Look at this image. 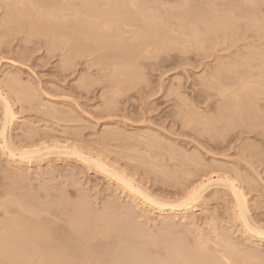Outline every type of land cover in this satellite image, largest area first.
Returning <instances> with one entry per match:
<instances>
[{"label": "rangeland", "instance_id": "rangeland-1", "mask_svg": "<svg viewBox=\"0 0 264 264\" xmlns=\"http://www.w3.org/2000/svg\"><path fill=\"white\" fill-rule=\"evenodd\" d=\"M33 1L37 4L31 0L34 6L30 2L29 11L25 0H0V94L5 99L0 100V131L4 133L0 137V228L21 211L26 218L38 215L65 229L68 226L64 218L71 216L78 200L84 198V205L92 213L105 212L124 231L121 236L125 237L127 247H100L101 250L125 255L126 250H133L128 247L130 244L137 246L139 241L141 245L149 238L155 241L157 236L163 239L156 243L166 246V242L170 243L165 239L168 235L172 241L184 239L181 242L190 249L198 250L200 243L207 255L224 262V255L240 254L249 264H264V236L259 239L256 235L264 230V0H134L137 8L144 5L140 7L146 11L149 8L147 13L162 16V22L166 15L174 18L164 22L169 25L163 24L168 37L162 45L167 49L160 51L165 47L160 46L159 50L154 41H149L147 45L153 43V47H142L138 62L134 59L135 65L129 64L132 71L129 67L123 70V63L115 60L109 49L99 48L101 51L93 53L96 46L92 44L87 43L84 49L92 45V52L86 50L82 55L80 51L73 53L77 57L73 56L69 45L72 39H64L60 33L58 37L57 32L51 34L57 39H52L37 27L36 17L45 16L55 0H39L44 2L41 10L42 4ZM49 1L52 7H48ZM95 1L98 6L92 5L100 9L113 0ZM57 2L53 8L62 12L70 7L85 12L88 7L80 3L82 0ZM35 4L39 7L35 8ZM91 6L87 11H92ZM68 9L64 14L70 18ZM25 10L29 12L25 14ZM214 11L219 18L229 11L227 15L236 19L228 23L235 26L221 20L215 26ZM21 14L29 17L22 16L25 21L21 22ZM183 16L188 23L182 22ZM209 30L215 32L214 37ZM199 34L203 36L201 41ZM127 39L133 37L128 35ZM62 40L69 41L65 44ZM144 49L152 50V58ZM21 92L34 98L22 97L23 100ZM5 101L13 109L11 123L2 117ZM248 118H255L254 122ZM29 150H34L31 156ZM21 151H29L27 157ZM99 160L108 164L112 173L115 170L124 179L132 180L134 187L155 201L175 203V207L165 206L161 210L157 205L145 204L110 172L102 171V167L100 171L95 162ZM232 185L246 195V228L238 214L240 201L234 196ZM195 189L200 192L196 193L198 198L193 193ZM190 193L196 200L192 196L193 201L187 206L185 199ZM22 197L26 201L21 202ZM12 198L22 206H15ZM31 206L34 210L25 211ZM59 212L60 216L52 215ZM139 245L133 251L139 261H160L163 245L156 247L158 254L145 252ZM229 247L233 253L238 250L242 254L237 251L231 255ZM75 248L82 252L83 247ZM218 254L221 257H216ZM237 255L234 259L241 262L239 258L244 256Z\"/></svg>", "mask_w": 264, "mask_h": 264}, {"label": "bare ground", "instance_id": "bare-ground-1", "mask_svg": "<svg viewBox=\"0 0 264 264\" xmlns=\"http://www.w3.org/2000/svg\"><path fill=\"white\" fill-rule=\"evenodd\" d=\"M21 1H23L24 2V0H21ZM25 1H27L26 3H27V5L26 4H24V8H25V5H26V7L27 6H29L27 9H29L30 8V10L29 11H31V4H32V2H34V3H36L37 4V2H35V1H33L32 0V2H31V0H25ZM38 1V4L40 5V4H42V5H40V7L39 6H37L36 4H35V8H36V6L37 7H39V9L41 8V6H43V3H42V1L40 2L39 0H37ZM47 1V0H46ZM80 1V0H79ZM83 2H80V3H82V5H83V3H86V4H84V5H86V6H91L93 3H95L96 1L95 0H82ZM90 1H92L93 3H91L90 5H89V2ZM95 1V2H94ZM98 2H100L99 0H97ZM105 1H107V0H105ZM105 1H104V3H105ZM17 2V1H16ZM20 2V1H19ZM30 2H31V4H30ZM40 2V3H39ZM64 2V1H63ZM76 2H78V1H76ZM110 2H111V0H110ZM138 2V1H137ZM254 2V1H253ZM259 2V1H258ZM20 3H22V2H20ZM33 3V4H34ZM48 3V4H47ZM46 4L48 5V7L50 6V7H52L51 5H49V3H50V1L49 2H47ZM53 3H55V5L57 6L58 4H56V3H58L57 2V0H55V2H53L52 1V4ZM72 3V2H71ZM108 3H109V1H108ZM107 3V4H108ZM22 4V5H23ZM32 4V5H33ZM62 4V3H61ZM65 4V3H64ZM78 4V3H77ZM99 5H100V3H98ZM106 4V5H107ZM142 4V3H141ZM262 4V3H261ZM18 5L21 7V5L18 3ZM54 5V6H55ZM63 5V4H62ZM94 5H96V3L94 4ZM94 5H92L90 8L92 9V11L90 10V8H89V10L90 11H87L88 10V7H87V10L84 12V10H80V9H74V8H72V7H70L69 9L68 8H66V9H68V11H70L71 12V14H69L71 17L69 18L66 14H64V12L66 11V9L65 10H63L64 12H62V10L60 9V11L59 10H55V9H57V8H49L50 9V11L49 12H47V14L45 13V11H44V15L45 16H43V14H41V13H39V14H41L40 16H38V17H36V22H37V27L39 26L40 28H39V30L41 31V32H46V34H55L56 32H57V34L56 35H58V37H59V34L58 33H60V34H63L64 36V39H66V37H69L70 39H72L73 40V42H71V43H69V45H71V53H72V55L74 56L76 53L77 54H79V53H83V51H84V49H85V47H88V46H85L87 43L88 44H92V45H95L96 46V48L94 49V51H93V53L94 52H98V50H100V49H109L110 51H111V53H110V55L113 57H115V60L116 59H118L119 61H121V63H123L122 65L124 66H122L123 68V70L125 69V67H129L130 65L129 64H133V65H135L134 64V62H135V60H136V63L138 62V59H139V57L141 56V54L140 53H143V52H141V50H143L142 49V47H145V48H147V46H149L150 48H151V46H152V44H151V46L150 45H147V44H150L149 43V41H151L152 40V42L154 41L155 42V45L154 46H158L159 47V50H160V46H162V48H164L165 47V49H161L160 51H162V50H166L167 49V47L165 46V45H162L163 44V41H165L166 40V37H168V36H166V34H168V29H166V26L167 25H169V24H165L164 22H167V19H169V18H171V17H173L174 18V16H167L166 15V17H164V22H162L161 21V19L163 18L162 16L161 17H157L156 16V14H153L152 12L150 13H147L148 12V9H147V11L145 10L146 8H141L142 6L144 7V5H140L138 8H137V6H138V4L136 5V3H135V1L134 0H129L128 1V3L127 2H125V1H121V0H119V1H117V0H113L110 4H108L107 6H105L104 4L102 5L103 6V8H104V10H103V8H102V6L100 7V9H98L99 7H95ZM146 5V4H145ZM259 5V4H258ZM31 6V7H30ZM34 6V5H33ZM46 6V5H45ZM61 6V5H60ZM65 6V5H64ZM69 6H71V5H69ZM68 6V7H69ZM96 6H98V5H96ZM17 7V6H16ZM47 7V6H46ZM65 7H67V5L65 6ZM79 8L80 7H82L81 5H79L78 6ZM95 7V8H94ZM256 7V6H255ZM11 8V7H10ZM10 8H8L9 9V12H11L10 11ZM15 8V7H14ZM24 8H23V10H24ZM62 8V7H61ZM83 9L85 8L86 9V7H82ZM97 8V9H96ZM216 8V7H215ZM257 8V7H256ZM17 9V8H16ZM22 9V8H21ZM33 9V8H32ZM49 9H47V10H49ZM52 9V10H51ZM54 9V10H53ZM13 10V9H12ZM23 10H22V14H23ZM41 10V9H40ZM43 10V9H42ZM216 10V9H215ZM218 10V9H217ZM234 10V9H233ZM20 11V10H19ZM26 11L27 10H25V14H27L26 13ZM29 11H27V12H29ZM37 11V10H36ZM68 11H67V13H68ZM135 11V12H134ZM150 11V10H149ZM229 11H230V9H229ZM228 11V12H229ZM232 11V10H231ZM17 12V11H16ZM41 12H43V11H41ZM215 12V14L217 13V17H216V20L214 19V17H213V19L215 20H213V19H210V20H213V24H215V26H217L218 27V25H216V24H218L219 22H217V23H215L216 21H226V25H227V23L229 22H231L232 20L231 19H233V21H235L234 19H236V17H234V16H229V15H227L228 14V12H226L224 15L225 16H222L223 17V19H221V18H219L220 16H218V12L217 11H214ZM214 12H212V14H213V16H214ZM232 12H234V11H232ZM12 13V12H11ZM20 13V12H19ZM231 13V12H230ZM235 13V12H234ZM20 15V17H22V16H24V18L26 17V15L24 14V15ZM30 14H31V12H30ZM37 14V13H36ZM233 14V13H232ZM12 16H13V14H11ZM10 15V16H11ZM15 15V14H14ZM16 15H18V14H16ZM32 15V14H31ZM30 15V16H31ZM173 15V14H172ZM229 16V17H227V16ZM246 15V14H245ZM165 16V15H164ZM27 17H29L28 15H27ZM27 17H26V19H27ZM31 17H33V16H31ZM30 17V18H31ZM183 17L185 18V19H183ZM182 18H181V20H182V22H184V24H185V22H187L186 21V16H183ZM231 17V18H230ZM92 18L94 19V20H92ZM219 18V19H218ZM29 19V18H28ZM241 19V18H240ZM12 20V19H11ZM22 20H24L25 21V19H23V17L21 18V22H22ZM183 20H185V21H183ZM17 21V20H16ZM27 21V20H26ZM220 21V22H221ZM244 21H245V19H244ZM14 22V21H13ZM30 22V21H29ZM20 23V22H19ZM168 23V22H167ZM188 23V22H187ZM223 23V22H222ZM228 23V25H230V26H235V25H232L233 23H231V24H229ZM240 23V22H239ZM238 23V24H239ZM241 23H242V25H243V21H241ZM257 23V22H256ZM18 24V23H17ZM32 25H33V23H31ZM135 24H137V26L135 25ZM162 24V26H160ZM163 24H165L166 26H165V28H163ZM180 24H182L181 22H180ZM224 24V23H223ZM222 24V25H223ZM236 24H237V21H236ZM246 24H248V22H246L245 23V25ZM29 25V24H28ZM35 25H36V23H35ZM189 25V24H188ZM21 26V25H20ZM27 26V25H26ZM180 26V25H179ZM185 26V25H184ZM214 25H212V27L214 28L215 27ZM19 27V26H18ZM23 27V26H22ZM25 27V26H24ZM211 27V28H212ZM228 27V26H227ZM87 30H86V29ZM180 28H181V26H180ZM223 28V27H222ZM221 28V29H222ZM226 28V27H225ZM261 28V27H260ZM32 29V28H31ZM196 29V28H195ZM210 29V28H209ZM217 29H219V28H217ZM230 29H231V27H230ZM35 30V29H34ZM38 30V33H40V31ZM211 30V29H210ZM210 30H209V32L208 33H211L214 29H212V31L210 32ZM223 30H225V29H223ZM229 30V29H228ZM32 31V30H31ZM113 31V32H112ZM193 32H195L194 31V28H193V30H192ZM205 31V30H204ZM105 32H107V35L105 34ZM200 32V31H199ZM198 32V33H199ZM206 33H207V30L205 31ZM221 32V31H220ZM219 32V33H220ZM223 32V31H222ZM197 33V32H196ZM216 33H218V31L216 32ZM43 34V33H42ZM203 34V33H202ZM202 34H199L200 35V41H201V38L203 37H201V35ZM215 35V32H212V36L214 37V35ZM128 35H130L131 37H133V39L132 40H129V39H127L128 38ZM52 36H54V38L56 37L55 35H51V37ZM193 37L194 36H196V34L194 33L193 35H192ZM218 36V35H217ZM61 37V36H60ZM62 37V38H63ZM198 37V39H199V36H197ZM207 37V36H206ZM216 37V36H215ZM220 37V36H219ZM172 38V37H171ZM192 38V37H191ZM190 38V39H191ZM195 38V37H194ZM52 39H53V37H52ZM51 39V40H52ZM56 39H57V37H56ZM55 39V40H56ZM61 39V38H60ZM63 39V40H64ZM68 39V38H67ZM126 39V40H125ZM131 39V38H130ZM193 39V38H192ZM205 38H203V40H204ZM209 39V38H208ZM211 39V38H210ZM62 40V41H63ZM113 40V41H112ZM114 40H118V41H116V42H118V43H120V45H116L115 44V42H114ZM158 42H157V41ZM194 40V39H193ZM214 40H216V38L214 39ZM54 41V40H53ZM57 41V40H56ZM69 40H67L66 42L65 41H63V42H65V44L68 42ZM138 42V45H135L134 44V42ZM167 41V40H166ZM180 41V40H179ZM179 41H177V42H179ZM199 40H197V42H198ZM210 41V40H209ZM91 42V43H90ZM148 42V43H147ZM157 42V43H156ZM176 42V43H177ZM60 43V42H59ZM165 44H167L166 42H164ZM204 44H206V43H208V42H203ZM203 43L201 44V45H203ZM211 43V42H210ZM92 45H90L91 47V51H90V48L87 50V48H86V50H87V53H89V52H92V48H94V46L92 47ZM145 45V46H144ZM153 47V46H152ZM100 48V49H99ZM156 48V47H155ZM85 50V51H86ZM96 50V51H95ZM109 50H107V51H109ZM145 50V54H149V58H152V57H150V55H151V51H149V50H146V49H144ZM156 50V49H155ZM158 50V49H157ZM81 51V52H80ZM85 51H84V53H85ZM101 51V50H100ZM104 51V50H103ZM159 51V52H160ZM156 52H158V51H156ZM73 53H75V54H73ZM84 53L82 54V55H84ZM101 53H103V52H101ZM106 53H108V52H106ZM112 53H113V55H112ZM152 53H154V51L152 52ZM86 54V53H85ZM104 54V53H103ZM139 54H140V56H139ZM158 55V54H157ZM76 56V55H75ZM78 56V55H77ZM76 56V57H77ZM80 56V55H79ZM137 56H139V57H137ZM152 56V55H151ZM153 56H154V54H153ZM72 57V56H71ZM144 57H147V56H144ZM136 58H138V59H136ZM105 59H106V57H105ZM135 59V60H134ZM142 58H140V60H141ZM108 60V59H107ZM134 60V62H132ZM114 62V61H113ZM117 63V62H116ZM119 63V62H118ZM101 64V63H100ZM120 64V63H119ZM132 65V66H133ZM116 66H117V64H116ZM119 67V66H118ZM135 67V66H134ZM121 68V67H120ZM132 67H129V69H131ZM121 69V70H122ZM127 69V68H126ZM123 70L121 71V75L123 74L122 72H123ZM120 71V70H119ZM118 71V72H119ZM126 71V70H125ZM125 71H124V73H125ZM128 71V70H127ZM130 71H132V69L130 70ZM126 73H131V72H126ZM132 74V73H131ZM125 76H127L126 74H125ZM128 76H130L129 74H128ZM10 78V77H9ZM9 80V79H8ZM8 82V81H7ZM14 84V83H13ZM7 86H8V84H7ZM23 88V87H22ZM26 89V88H25ZM24 89V90H25ZM21 91V90H20ZM23 93H24V91H22ZM21 92V94H23ZM28 92V91H27ZM27 92H26V95H21V98L23 97V98H30L31 97V95H30V97L27 95ZM20 94V93H19ZM0 96H1V94H0ZM28 96V97H27ZM33 97V96H32ZM32 97H31V99H32ZM22 98V99H23ZM34 98V97H33ZM5 100V99H4ZM4 100H1V101H4ZM24 100V99H23ZM27 99H25V101H26ZM30 99H28L27 101H29ZM34 100V99H33ZM29 103V102H28ZM10 104V103H9ZM2 105V104H1ZM13 110V109H12ZM12 110H11V107L8 105V103H6V104H4V116L2 115V117H4L5 119H6V121L8 122V121H10L11 120V118H12V116H13V113H12ZM248 110V109H247ZM245 115V114H244ZM3 118V119H4ZM196 118V117H195ZM2 119V120H3ZM194 119V118H193ZM255 119V118H254ZM253 119V120H254ZM192 120V119H191ZM235 120V119H234ZM241 120V119H240ZM239 120V121H240ZM243 120V119H242ZM242 120L240 121V122H242ZM248 120H252V118H248ZM252 120V122H254ZM12 121V120H11ZM11 121H10V123H11ZM193 121H195V120H193ZM238 120H237V123L239 122ZM6 122V123H7ZM245 121H243L242 123H244ZM250 123H252L251 121H249ZM248 122V123H249ZM194 123H196V122H194ZM242 123H240V124H242ZM245 124V123H244ZM253 124V123H252ZM7 125V124H6ZM236 125V124H235ZM195 126H196V124H195ZM2 129V128H1ZM0 129V130H1ZM146 139V138H145ZM157 139V138H156ZM155 140V139H154ZM158 140V139H157ZM147 142V141H146ZM149 144V143H148ZM152 144H153V142H152ZM2 145V144H1ZM148 147H150V146H148ZM3 148H5L4 146H3ZM7 149V148H6ZM10 149H9V147H8V151H9ZM30 152H31V154H30V156L32 155V151H34V150H29ZM29 151H27V153H29ZM36 151V150H35ZM23 152H25V151H23ZM37 152H39V151H37ZM9 153V152H8ZM17 153H19L18 151H17ZM20 153H22V151L20 152ZM27 153L25 154V153H22L21 155L22 156H24L23 154H25V156L27 155ZM68 153V152H67ZM69 153H71V152H69ZM80 153V152H79ZM78 153V151L76 152V154L77 155H79V156H81L80 154ZM9 154H12L11 155V158H12V156H13V153L10 151V153ZM7 155V156H10V155ZM14 154H15V151H14ZM36 154H38V153H36ZM73 154V153H72ZM20 155V154H19ZM35 155V154H34ZM21 156V157H22ZM78 156V157H79ZM185 156V155H184ZM184 156H183V158H184ZM20 157V156H19ZM27 157V156H26ZM29 157V156H28ZM80 158V157H79ZM83 158V157H82ZM21 159V158H20ZM23 159V158H22ZM24 159H25V157H24ZM30 159H31V157H30ZM84 159V158H83ZM82 159V160H83ZM187 159H189L188 157H187ZM186 159V160H187ZM191 159V158H190ZM189 159V160H190ZM15 160V159H14ZM26 160H27V158H26ZM88 161H90V160H88ZM96 162V164L98 165V167H99V169H100V171L102 170V171H105V172H110V174H112V177L113 178H117L116 180H118V182H122L123 183V185L126 187V189L128 188L130 191H131V193H134V194H136V195H138L139 197H140V199H143V201H145V204H147V203H149V204H151V205H163V206H159V208H161V210H162V208H164L165 206V208L167 209V207L169 206L171 209L173 208V207H175L174 206V204L175 203H171V204H161L162 202H157V201H155L153 198H151L152 196H147L148 194L147 193H145L142 189V191L139 189V187L137 188V187H134L133 186V184H132V180H131V182L127 179V177L124 179V176L122 177L120 174L118 175L117 174V172L114 170V172L112 173L111 172V168L109 169L108 168V164H104V162L102 163V160L100 161H95ZM144 163V162H143ZM144 165H145V163H144ZM101 167H102V169H101ZM108 169H109V171H108ZM112 170H113V168H112ZM117 174V175H116ZM107 175H108V173H107ZM110 176V175H109ZM13 177V176H12ZM16 177H14V179H15ZM127 179V180H126ZM17 180V179H16ZM210 180V179H209ZM225 182V181H224ZM234 182V181H233ZM121 183V184H122ZM230 183V182H229ZM16 184H18V183H16ZM200 184V183H199ZM202 184H203V182H202ZM201 185V184H200ZM204 185H205V183H204ZM199 186V185H198ZM229 186V185H228ZM234 185H232V192H233V194H234V196L236 197V199H237V201L239 202L240 201V204H239V209H240V212H238V214L240 213L242 216L241 217H243V219H242V221H244L243 223L245 224V228H246V226H248L249 224H248V222L245 220V216H243V213H244V209H246L245 208V206H247V205H245V203H246V198H245V196L246 195H244V193L243 192H239L238 190H239V188H237V187H233ZM201 187V186H200ZM200 187L198 188V189H200ZM202 187H204L203 185H202ZM201 187V188H202ZM124 188V187H123ZM133 188H135L136 189V191H133L132 189ZM241 189L242 188H240V191H241ZM196 190V189H195ZM194 190V191H195ZM202 190H204V189H202ZM193 191V193H194V195H196V197H197V192H198V190H196V192H194ZM229 191H231V190H229ZM203 192V191H202ZM231 193V192H230ZM198 194H200V192H198ZM193 194H191L190 193V195H188V196H190L191 198H192V196L194 197V200H196V197L194 196ZM82 196V195H81ZM80 196V197H81ZM134 197H135V195H134ZM145 197H147V198H145ZM190 197H188V198H186L185 200H186V203H182V204H186L187 206H188V204H190V201H193V198H192V200H191V198ZM198 197H200V195H198ZM197 197V198H198ZM18 199L17 200H19V197H17ZM21 198V197H20ZM14 198H12V200H13ZM22 199H23V197H22ZM80 199V198H79ZM138 199V198H137ZM21 200V199H20ZM32 200V199H31ZM31 200H27V201H29L30 202V204L29 205H34V202H32ZM85 201V199L84 198H81L80 200H78V202L80 203V201H81V203L83 204V205H80L79 203H78V205H77V203H76V208H77V206H78V208L75 210V207H74V209H73V212L74 213H72L71 214V216H65L64 214H62V216L63 217H66V218H64L65 220L64 221H66L67 223V225L66 226H68V227H64L65 229H63V226H61V228L59 227V225H57L58 223L55 221V223L54 222H52L53 220H49V219H45L44 220V218L43 217H39L38 215L36 216L35 214L37 213H39V212H35V211H33V212H35V214H34V216H36V217H34L33 218V215H31V216H29V215H26L27 217L29 216V218H26V217H24L25 216V214L23 215V213H21V211H19L20 212V215L19 214H15V216L13 217V218H11V219H9L8 221H6V223L4 222V224L3 225H1V228H0V264H243L242 263V261H243V258L246 260V258H245V256L244 255H241V256H244V257H241L240 256V254H238L239 255V257H241V258H239L240 260H241V262H239V260L237 261V260H235L234 259V257H236V255L234 256V254H235V252H237V251H234V253H233V248H235L233 245H230V246H232L233 248H232V250H231V248L229 247V249L231 250V252H232V254L229 252L230 250L228 249H226L231 255H233L234 257H229V256H226V255H224L223 257L224 258H226L227 260L224 262L221 258L220 259H216L215 257L214 258H212V256H214V255H212V256H209V255H207L206 254V252L205 251H203L204 249L202 248L201 249V244L199 243V245H200V247L198 246V250L196 249V245L194 246L193 244L194 243H192V245L195 247L194 249L193 248H188L187 247V245H185L186 243L185 242H183L184 241V239H179L178 241L177 240H175V238H174V240L172 241V238H171V240H170V238L168 237L167 238V236L168 235H166L165 237V239H167L168 240V242H170V243H167L166 242V246H165V244L163 245V244H161V242H159V244L158 243H156V242H158L157 240H159V241H161L160 239H163V238H160V237H158L157 235V238L158 239H156L155 238V241H151V240H149V239H147L146 241L144 240V241H142L141 242V245H139V241L137 242V244L139 245V247L141 246V247H144L145 248V252L147 251L148 253H154V252H156L157 250L156 249H158V251H159V248L160 247H162V245L165 247V248H162V250H160L159 251V254L160 255H163V256H161L160 257V255H159V257L161 258H159L160 259V261H157V262H155V263H153V262H146L145 263V260H142V261H139L140 260V258H138V257H136L137 255H135L136 253V251L135 252H133L134 251V247L136 246L133 242V246H128V247H132L133 248V250L132 249H130V250H126V251H128V253L126 252V254L124 255V254H120V253H117V252H115L114 250H111V251H105V250H101L100 249V247H117V248H119V247H125L127 244H126V240H124V238L125 237H122L121 235H122V233L121 232H124V231H120V229L122 228V227H120V229L117 227V224H116V222H115V220L114 219H112V218H110L109 216H106V214H104L105 212H103V213H101V214H94V212L92 213L91 211H90V207L89 206H87V205H84V203H87V201H85V202H83V201ZM187 200H189V202L187 201ZM23 201H26V200H21V202H23ZM175 201H177V200H175ZM28 202V203H29ZM32 202V203H31ZM183 202H185V201H183ZM12 205H13V203H14V205L15 206H17V207H19V206H22V203H19V201H16V199H15V202H14V200H13V203H12V201L10 202ZM116 203V202H115ZM167 203V202H166ZM169 203V202H168ZM7 204V203H6ZM10 204V205H11ZM173 204V205H172ZM177 204V203H176ZM247 204V203H246ZM11 205V206H12ZM25 205H27V204H25ZM24 204H23V206H25ZM185 205V206H186ZM6 206V205H5ZM9 206V205H8ZM8 206H6V207H8ZM28 206V205H27ZM31 206V207H32ZM35 206V205H34ZM178 206V205H177ZM237 206V205H236ZM235 206V207H236ZM10 207V206H9ZM14 207V206H13ZM16 207V208H17ZM29 207V206H28ZM30 207V208H31ZM89 207V208H88ZM157 207V206H156ZM168 207V208H169ZM181 206L179 205V208H180ZM238 207V206H237ZM15 208V207H14ZM23 208V207H22ZM22 208H17V209H21L22 210ZM25 208H26V206H25ZM29 208V210H25V211H31V210H34L33 209V207L30 209ZM116 208V207H115ZM158 208V207H157ZM35 209H36V207H35ZM92 209V208H91ZM175 209V208H174ZM176 209H178V208H176ZM238 209V208H237ZM24 210V209H23ZM22 210V211H23ZM47 210V209H46ZM247 210V209H246ZM17 211V210H16ZM16 211H15V213H16ZM33 212H31V213H33ZM107 213V212H106ZM22 214V215H21ZM39 214H41L40 216H42V213H39ZM60 214V212L59 213H57V215L55 214H52L53 216H60L59 215ZM129 214V213H128ZM237 214V215H238ZM17 215V216H16ZM61 216V217H62ZM30 217H31V219H30ZM129 217V216H128ZM239 217V216H238ZM245 217V218H244ZM43 218V219H42ZM57 218V217H56ZM58 219H60L59 217H58ZM132 219V218H131ZM239 219V218H238ZM49 220V221H48ZM194 220V219H193ZM241 220V219H240ZM171 223V222H170ZM174 223V222H173ZM242 223V222H241ZM176 224V223H175ZM243 224V225H244ZM58 226L57 228H56V226ZM169 226V225H168ZM58 228H60V230L58 229ZM170 228V227H169ZM251 229L252 227H248V229ZM124 229V228H123ZM126 229H128V228H126ZM171 229V228H170ZM247 230V229H246ZM252 230V229H251ZM256 229H254V231H255ZM260 231H264V230H259V231H257V233L258 232H260ZM126 232V231H125ZM250 232V231H249ZM169 233V232H168ZM174 233H176V232H174ZM253 233V232H252ZM143 234V233H142ZM149 234H150V232H149ZM182 234V233H181ZM185 233H183V235H184ZM255 234H256V231H255ZM254 234V235H255ZM130 235H132V234H130ZM161 235V234H160ZM169 235H171V234H169ZM257 236H258V238L259 239H261L263 236H260V235H258V234H256ZM176 236V235H175ZM187 236V235H186ZM130 237V236H129ZM145 237V236H144ZM150 237V236H149ZM161 237H164L163 235L161 236ZM177 237L178 236H176V239H177ZM181 237H185V236H181ZM261 237V238H260ZM160 238V239H159ZM143 239V238H142ZM141 239V240H142ZM165 239H164V241H162V242H164L165 243ZM131 240V239H130ZM129 240V241H130ZM149 240V241H148ZM166 240V241H167ZM170 240V241H169ZM181 240H183L182 242H181ZM230 240V239H229ZM228 240V241H229ZM186 242L188 241V239L187 240H185ZM201 241H202V239H201ZM224 241V240H223ZM231 241V240H230ZM136 242V241H135ZM198 242V241H197ZM185 243V244H184ZM233 243V242H232ZM160 244H161V246H160ZM187 244H188V242H187ZM223 244V243H222ZM221 244V245H222ZM234 245H235V243H233ZM138 245L136 246V248H138ZM191 245V246H192ZM189 246V245H188ZM205 246H207V245H205ZM225 246V245H224ZM75 247H83V249H82V252L80 253ZM127 247V246H126ZM156 247H159V248H156ZM190 247V246H189ZM227 248H228V246H226ZM240 247V246H239ZM143 248V249H144ZM237 248V247H236ZM236 248H235V250H236ZM224 249V248H223ZM136 250V249H135ZM139 250V249H138ZM214 250V249H213ZM241 250V249H240ZM157 251V252H158ZM209 251H210V249H209ZM212 251V250H211ZM210 251V252H211ZM224 251H225V249H224ZM227 251L225 252L226 254H228L227 253ZM156 252V253H157ZM217 252V251H216ZM216 252H214L215 253V255L217 254ZM220 252H222L221 250H220ZM209 253V252H208ZM223 253V252H222ZM237 253H241L242 254V252H237ZM120 254V255H119ZM158 254V253H157ZM210 254H213L212 252L210 253ZM229 254V255H230ZM219 256H216V257H221L220 255L221 254H218ZM237 255V256H238ZM153 256V255H152ZM156 257H158V256H156ZM227 257H229V258H227ZM138 258V259H137ZM155 258V257H154ZM229 259V260H228ZM236 259H237V257H236ZM156 260V259H155ZM225 260V259H224ZM244 260V261H245ZM248 260V259H247ZM247 260H246V263L247 264H249L248 262H247ZM144 261V262H143ZM243 261V262H244ZM256 262V261H255ZM245 263V264H246ZM257 263V262H256Z\"/></svg>", "mask_w": 264, "mask_h": 264}, {"label": "snow or ice", "instance_id": "snow-or-ice-1", "mask_svg": "<svg viewBox=\"0 0 264 264\" xmlns=\"http://www.w3.org/2000/svg\"><path fill=\"white\" fill-rule=\"evenodd\" d=\"M0 100H3V97L2 96H0ZM7 103V101H5V104ZM4 135V133L2 132V131H0V137H2ZM133 191H136V189L135 188H133L132 189ZM145 198H147V197H145ZM158 207L159 206H163V205H157ZM251 230V229H250ZM258 235H260V236H264V231H260V232H258L257 233Z\"/></svg>", "mask_w": 264, "mask_h": 264}]
</instances>
